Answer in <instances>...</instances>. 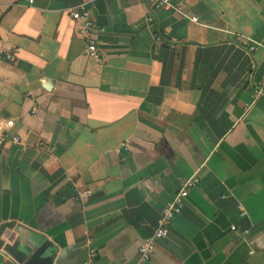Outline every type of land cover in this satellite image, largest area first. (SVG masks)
Here are the masks:
<instances>
[{
  "label": "crops",
  "instance_id": "1",
  "mask_svg": "<svg viewBox=\"0 0 264 264\" xmlns=\"http://www.w3.org/2000/svg\"><path fill=\"white\" fill-rule=\"evenodd\" d=\"M172 2L0 0V264H264V0Z\"/></svg>",
  "mask_w": 264,
  "mask_h": 264
},
{
  "label": "built area",
  "instance_id": "2",
  "mask_svg": "<svg viewBox=\"0 0 264 264\" xmlns=\"http://www.w3.org/2000/svg\"><path fill=\"white\" fill-rule=\"evenodd\" d=\"M154 10L158 9H170L175 8L178 12H183L180 6L173 4L172 0H146ZM72 18L75 22L81 23L80 33L89 39V45L87 46V55L90 59L99 61L101 58V52L98 48V43L96 38L93 36L95 29V23L93 22L89 9L85 5H80L75 11H73ZM150 21L152 19L150 18ZM192 22L198 23L197 18H192ZM161 40V37L158 38ZM247 50L249 52H254L259 48H264V42H257L253 39L247 41ZM8 61H13V54L7 56ZM253 96L255 99L264 97V78L262 81L254 87ZM8 127L13 126V122L7 123ZM15 144L21 145L22 141L19 137H10L8 134L0 135V147L6 145ZM199 185V180L194 177L188 180L183 187L176 193L172 202L169 203L163 210L161 219L158 222L156 231L153 236L146 239L140 247V258L141 261L151 260L155 249L157 241L163 238H167L170 234V230L175 218L181 215L185 209L186 202L189 198L190 192L196 189ZM91 192H85L80 194V199L85 200L90 197ZM236 227H233V231H236ZM253 254V252H251ZM264 257V251H262ZM98 256V251L96 249H91L89 252V260L87 264H96V258Z\"/></svg>",
  "mask_w": 264,
  "mask_h": 264
},
{
  "label": "water",
  "instance_id": "3",
  "mask_svg": "<svg viewBox=\"0 0 264 264\" xmlns=\"http://www.w3.org/2000/svg\"><path fill=\"white\" fill-rule=\"evenodd\" d=\"M2 247H3V242L1 241L0 242V249H2Z\"/></svg>",
  "mask_w": 264,
  "mask_h": 264
}]
</instances>
